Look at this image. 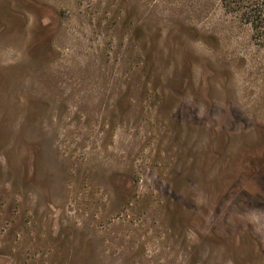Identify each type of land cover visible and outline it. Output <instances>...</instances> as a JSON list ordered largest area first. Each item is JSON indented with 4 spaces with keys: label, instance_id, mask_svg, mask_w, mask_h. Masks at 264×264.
<instances>
[{
    "label": "rangeland",
    "instance_id": "obj_1",
    "mask_svg": "<svg viewBox=\"0 0 264 264\" xmlns=\"http://www.w3.org/2000/svg\"><path fill=\"white\" fill-rule=\"evenodd\" d=\"M0 264H264V42L222 0H0Z\"/></svg>",
    "mask_w": 264,
    "mask_h": 264
},
{
    "label": "trees",
    "instance_id": "obj_2",
    "mask_svg": "<svg viewBox=\"0 0 264 264\" xmlns=\"http://www.w3.org/2000/svg\"><path fill=\"white\" fill-rule=\"evenodd\" d=\"M225 9L250 25L253 37L264 42V0H222Z\"/></svg>",
    "mask_w": 264,
    "mask_h": 264
}]
</instances>
